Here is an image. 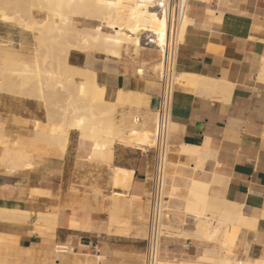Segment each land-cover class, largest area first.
I'll use <instances>...</instances> for the list:
<instances>
[{"label":"crops","instance_id":"1","mask_svg":"<svg viewBox=\"0 0 264 264\" xmlns=\"http://www.w3.org/2000/svg\"><path fill=\"white\" fill-rule=\"evenodd\" d=\"M185 15L193 24L176 50L175 71L225 81L229 91L199 93L186 80L177 87L187 98L170 109V151L179 153L182 146L198 148L205 159L201 170L182 168L175 179L181 184L191 174L203 180L204 186L213 188L208 197L239 204L242 212L255 220V230L242 246L239 239L245 229L237 224H224L215 241L182 235L194 229L188 225L179 231L181 236L161 239L158 260L163 264H203L198 257L204 254L249 263L264 260V0H188ZM104 67L106 84L140 90L139 113L150 117L157 106L160 83L146 78L141 82L130 67L114 60H106ZM93 68L99 72L103 66ZM26 118L17 101L0 99V122L19 127ZM91 145V140L73 130L65 147L38 148L28 169L5 170L0 164V206L56 212L64 222L48 234L37 230L33 221H1L2 242L5 236L15 235L18 248L31 250L36 258L47 255L56 243L71 247L72 252L55 264H144L146 229L136 216L117 219L114 212L139 210L141 217L143 203L148 202L153 149L115 141L111 159L103 162L87 158ZM87 163L96 166L97 186L106 199H91L90 211L53 209L57 202L52 194L57 186L76 180V168ZM113 168L129 178L126 188L113 184ZM32 187L42 193L31 192ZM110 190L124 193L121 204L110 201ZM170 213V223L191 216L177 210ZM73 216L89 218L90 228H71L67 222Z\"/></svg>","mask_w":264,"mask_h":264},{"label":"rangeland","instance_id":"2","mask_svg":"<svg viewBox=\"0 0 264 264\" xmlns=\"http://www.w3.org/2000/svg\"><path fill=\"white\" fill-rule=\"evenodd\" d=\"M50 1L52 2V0ZM50 1L0 0V8L10 17L22 20V23L29 21L30 12L34 14L36 20L40 21L43 19L41 23L37 24L41 32L35 29L17 27L15 21H4L0 19V52L5 54L7 59L13 63L12 66L8 61L0 60V99L8 98L17 101L19 112L27 116L26 119L22 120L24 123L23 126L9 127L3 124V134L9 139L10 143L0 145L1 167L11 171L28 169L23 163L27 161L31 162L38 148L51 146L61 147L56 144L32 139L30 145L34 150L32 151L29 146L14 144V141L17 139L16 137H28L31 135V137H33L40 131L41 133L44 132V134H53L61 138H66L67 144L70 131L74 130L79 135L76 129L68 126L67 122H69V120L65 121L63 119V112L72 111L74 108H77L78 116L91 122L94 129L100 135H111V137H113V144L115 141H119L141 148H152L150 147V142L153 134L155 111L151 113L150 117L140 115L139 107L142 103L141 93L136 87L129 89L121 86H104L107 83L104 65L106 60H114L116 64H123L126 69L130 67L132 74H137L141 82H144V78H146L160 83L159 68L161 52L151 47L142 45L133 46L132 44L123 45L119 54H117L118 57H115L116 54H113V57L109 56V53H106L101 47L95 46V50L94 45L91 44H87L88 47L90 46V50L85 46L86 48L83 47L84 50L82 49L78 50V52H74L75 39L71 35V30L68 29L63 32L59 30V32L58 30L49 28L50 18L58 19L60 17L57 15L58 11L53 7V5H55L54 1L52 4ZM70 1H68V4L66 2L62 4L61 11L63 15L76 23H81L80 26L83 27L92 28L98 23V20L95 18L72 15L71 12L74 7ZM146 41L147 40L144 42ZM97 49L100 50L98 51ZM147 60H149V62H147ZM71 64H75L76 68ZM14 66H20V69L23 68L22 70H18L21 71V74L18 71H12L14 70ZM80 66L88 67L95 72H98V70H95L93 67L103 66V68L97 73L98 75L93 76L95 79L86 80L80 72ZM79 73L83 76V79L85 78L87 83L82 81L83 79L81 80L80 77L82 76H80ZM140 73H142V75H139ZM18 74H23V76L19 75L20 78L17 76ZM3 80L11 84L7 85ZM41 88L42 90H40ZM170 103L172 106L173 102L171 100ZM110 119L113 120L110 121ZM169 128L171 127L169 126ZM172 133L173 130L169 129L168 150L172 149ZM14 159H17V163L15 164L13 163ZM95 167L96 166H91L89 163L81 165L76 168V180L66 182L62 188L61 184H59L55 192L57 196H54L57 203L53 206V209L57 207L63 209L75 208L73 201L79 200L76 203L77 208L79 210L90 211L92 209L91 199L93 200V198L96 199L98 197L105 198L103 196L105 192L97 186ZM111 176L115 186L126 188L129 185V178L127 176H122L118 168L112 169ZM196 184L199 187H203L204 181L197 179ZM109 193L110 201L114 204L118 201V203L121 204V201L125 198L122 191L110 190ZM207 193L212 195L213 188L209 186L207 188ZM93 201L95 202L96 200ZM143 204L144 209L142 210L141 217H138L139 210L133 209H130L129 212L116 210L114 215L117 219H121L125 215L129 217L136 216L143 228L146 229L148 202L146 201ZM10 215V217L6 215L7 217L0 218V222L15 223L25 221L23 220L25 217L22 218L19 215V219L17 214H14L15 217L13 214ZM206 217L209 224L213 225V220H216L217 212L209 211ZM8 218L11 219L9 220ZM26 221L32 220L26 219ZM168 221L169 219H166L163 222L164 225L162 223L161 226L162 231H165L163 233V238L167 236H181L179 235V231L182 228L192 225L194 226L193 230H195L198 223L195 217L187 215H183V220L179 223H170ZM34 225L37 230L42 231L41 228L43 224L34 222ZM172 225L175 227H172ZM242 229L245 230H241L242 237L239 240L242 242V246H244L254 229H251V231L249 228L245 227ZM43 231L50 234L46 229H43ZM191 233L184 232L185 236L194 237ZM8 236H11L14 244L17 245V236ZM16 253H19V251L15 248H11L5 257L7 260L13 262L17 261L15 264L56 263L51 262L55 258L51 254L37 257L40 259H37L35 256H32L33 258H27V256L24 255L21 260H18ZM43 258H47L48 261L44 262ZM60 258L61 256L58 259Z\"/></svg>","mask_w":264,"mask_h":264},{"label":"bare ground","instance_id":"3","mask_svg":"<svg viewBox=\"0 0 264 264\" xmlns=\"http://www.w3.org/2000/svg\"><path fill=\"white\" fill-rule=\"evenodd\" d=\"M47 1H50V0H47ZM53 1L55 3L53 7H55L54 9L58 11L57 15L60 17L58 19L50 18L49 28L55 29L58 31L61 30V32L66 31L68 29L71 30L72 31L71 35L75 39L74 52H78V50H82L83 47L85 46L88 47L87 44L94 45L95 50H96L95 46L101 47L106 53H109L108 55L111 57H113V54H116V55L119 54L123 45H130V44H132L133 46L134 45L135 46L142 45L145 47L147 46V47H151V48H154L160 51L161 61H160L159 72L160 74H162V77H164V80L166 82L171 83L170 93H169V97L167 101L168 106L170 105V109H171L170 100L173 102V104H178V103L184 102L185 99L187 98V96L177 91V87L181 85V83L184 80L193 83L196 86V89L199 93L210 91V93L214 92L216 94L217 92L224 93V92L229 91V85L225 81L223 82L221 80H217V79L215 80V79L207 78V77L200 76V75H192V74L187 75V73H185L186 75L183 73L177 74V71H175V67H174L175 65L174 57L171 59L168 58V61L166 62L163 60V56L167 52L169 32H173L174 26H173V21L171 19H168L166 11L164 9H160L157 6V2H159L160 0H73V1L52 0V2L50 1V3L52 4ZM68 1H70L74 7L71 12L72 15L74 16L82 15L87 18H95L98 20V23L94 25V27L92 28L83 27V26H80L81 23H76L72 21V19L63 15L61 11V6L65 2L68 4L69 3ZM0 19L4 21H13V22L15 21L16 22L15 25L17 27L35 29L38 32H41V29L40 27L37 26V24L41 23L43 19L40 21L36 20L34 14L31 12H30L29 21L26 23H22L23 22L22 20L14 19L10 17L4 12L3 9L0 8ZM192 24H193L192 20L184 14L180 25L176 28L177 36L179 37L180 42L183 39L185 32L188 30V27ZM145 40L147 41L144 42ZM97 50L99 51L100 49H97ZM116 55L115 57H118V55L117 56ZM0 60L8 61L10 65L13 66V63L9 59H7L6 55L3 54L2 52H0ZM71 65L75 66L76 68L75 64L74 65L71 64ZM14 67H13L14 70H12L13 72L23 69V68L20 69V66L16 68ZM80 70H81L80 72L83 74L86 80L93 79L94 78L93 76L98 75L97 71L95 72L94 70L89 69L88 67L80 66ZM18 72H20L21 74V71H18ZM20 74H18L17 76H19ZM79 75L82 76L80 73ZM20 76H23V74ZM83 76L80 77L81 80L83 79ZM85 78L82 81H85ZM6 84L9 85L11 83L9 84L6 83ZM107 85L108 84H105L104 86H107ZM40 90H42V88ZM63 119L65 121L69 120V122H67L68 126L76 129L81 137L92 140V145H91L90 151L88 152V157H87L89 160H98V161L99 160L100 161L110 160L111 155H112V146H113V137H111V135H108V134L100 135L94 129L93 124L91 122L86 121L78 116L77 108H74L72 111H67V112L64 111ZM111 120L113 119H110V121ZM154 120H155V115H154ZM169 126L171 128H169ZM172 128H173V123L169 121L168 133H169V129H172ZM3 130H4L3 122H0V145H5V144L10 143L9 139H7V137L3 134ZM31 136L16 137L17 139L14 141V144L19 145V146H29L31 148L30 145L33 139V140H38L42 142L45 141L48 143L56 144L61 147L66 146V138H61L53 134H50V135L46 133L44 134V132L41 133L39 131V133H37L35 136L33 137ZM166 137L168 136L166 135ZM156 139L157 138L155 137L153 133L151 137L150 147H153L155 145ZM159 139L164 141L165 137L163 136L162 138H159ZM168 148H169V145H168ZM168 148L165 150V155H164L165 168L163 170V174H164L163 182L164 183H163V188H162L163 194H165V196L167 197L166 206L170 212L180 210L183 213H186V214H189L195 217V220H198L195 230H193L191 233L195 238L201 241L203 240L215 241L219 233L221 232V227L227 223L237 224L241 228H244V227L249 228L250 231L251 229L255 230V220L245 215L242 212L241 206L239 204L229 202L226 200H221V199H216V198L213 199V198L208 197L207 195L208 185L199 187L196 184L197 179L191 176V174L186 176V179L181 184H179L176 181L175 176L176 174H182L181 173L182 168L191 169L192 171L202 169V163L205 158L200 156L198 148L182 146L179 153H173L170 150H168ZM31 150L34 151L33 148H31ZM187 159H190L191 161L187 162ZM13 163L14 164L17 163V159H14ZM23 164L26 168H29L31 166L30 161L24 162ZM32 188L33 190L31 192L35 194L42 193V191L39 190L40 188H37V187H32ZM55 194H52V195H55ZM55 196H57V194ZM96 196H97V193H96ZM96 199L93 198V200H96ZM78 201L79 200L73 201L76 208H77L76 203ZM209 211L217 212L216 223L214 225H210L209 221L206 220L207 212ZM10 214H13V215L17 214L18 217L20 215L22 218L25 217L23 219L25 221L26 219H30L36 222L37 224H43L42 225L43 227L41 228V230L43 231V229L44 230L46 229V231L48 230L50 234L53 233L54 229L57 226L64 224V222L61 221L62 219L61 220L59 219L56 212H51V211H48V212L35 211L34 212V211L25 210L19 207L0 206V218L7 217V216L10 217L11 216ZM75 217L73 216L67 222V224L71 228H76V229L77 228L78 229L79 228H82V229L90 228V224L88 221L89 218L85 219L86 220L85 221V220H81L82 218L80 219V218H75ZM8 219L10 220L11 218H8ZM164 232L162 231V229L159 230L157 232L156 237H158L160 234L163 235ZM184 232L182 233V235L185 236ZM1 236L4 237L3 235H0V264H15L17 262V261L13 262V261L7 260V258L5 257L11 248L18 249L19 253H16V257L18 258V260H21L24 255L27 256V258L34 256V254H32L31 250L29 249H19L17 246L18 244L17 245L14 244L11 236H8V235L5 236V239L3 242L1 240ZM61 245H65V244L56 243V245L51 250H49V252L47 253L55 257L53 261L51 262L58 261V258L64 255L60 251ZM159 246H160V242L158 245L157 253L159 251ZM68 252H72L71 247H69ZM152 254L157 255L155 254L154 247L152 249ZM198 258L200 260H203L204 262L203 264H264V260H258L256 262L249 263V262L234 261V260H228V259L223 260V259L213 257L208 254H204L203 256L198 257ZM43 259H44V262L48 261L47 258H43ZM154 261H155V264H163L162 262L157 260L155 257H154Z\"/></svg>","mask_w":264,"mask_h":264},{"label":"built area","instance_id":"4","mask_svg":"<svg viewBox=\"0 0 264 264\" xmlns=\"http://www.w3.org/2000/svg\"><path fill=\"white\" fill-rule=\"evenodd\" d=\"M188 0H160L157 6L166 11L168 19L173 21L174 30L169 32L167 52L163 56L166 62L168 58H175L176 50L180 44V39L177 36L176 28L180 25L183 15L186 13V5ZM171 83L166 82L162 74H160V93L158 96L157 106L155 109V120L153 133L156 143L153 148V163L150 174V189L148 192V212L146 218V238L144 251V264H155L154 257L158 260L159 251L158 245L163 235L156 237L157 232L161 230L162 223L169 217V211L166 206L167 197L163 194V170L165 168L164 155L168 148V125L170 121V105L168 106V97L170 93ZM165 137V140L159 138ZM155 249V254H152V249ZM69 246L61 245L60 251L68 253Z\"/></svg>","mask_w":264,"mask_h":264}]
</instances>
